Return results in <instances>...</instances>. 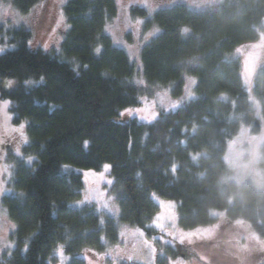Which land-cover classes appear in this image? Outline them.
Listing matches in <instances>:
<instances>
[{
    "label": "trees",
    "instance_id": "obj_1",
    "mask_svg": "<svg viewBox=\"0 0 264 264\" xmlns=\"http://www.w3.org/2000/svg\"><path fill=\"white\" fill-rule=\"evenodd\" d=\"M3 1L22 13L40 2ZM131 11L145 28L159 31L139 55L142 87L129 56L105 33L117 14L114 0L67 1V29L53 51H29L31 33L12 31L15 48L0 55V78L18 85L2 97L10 102L13 122L25 123L27 144L0 199L15 225L14 247L0 264H50L58 246L66 264H85L84 250L104 252L117 242L121 227L155 235L152 194L175 202L184 230L213 224L211 212L218 211L264 239V189L223 184L230 172L228 143L242 126L253 136L264 126V66L252 90L258 114L235 55L263 31L264 0H220L203 11L179 5L150 18L143 9ZM189 78L195 81L194 98L177 110L149 124L113 120L155 89L182 97ZM29 79L34 83L26 84ZM104 165H110L117 218L103 219L94 206L76 205L84 185L74 169L99 171ZM260 169L264 173V147ZM165 250L156 264H168V254L175 257L170 247Z\"/></svg>",
    "mask_w": 264,
    "mask_h": 264
},
{
    "label": "rangeland",
    "instance_id": "obj_2",
    "mask_svg": "<svg viewBox=\"0 0 264 264\" xmlns=\"http://www.w3.org/2000/svg\"><path fill=\"white\" fill-rule=\"evenodd\" d=\"M67 1L69 0H40L29 12L22 13L16 11L9 3L0 0V37L4 40L0 43V48L4 49L0 55L15 48L14 43L11 42L12 31L21 28L31 33V39L27 43L29 51L56 50L67 29L63 15V7ZM114 1L117 5V14L105 27V33L110 36L115 47L124 50L129 56L137 71L135 81L142 87L144 83L139 55L143 46L157 36L159 31L155 27L145 28V20L134 15L131 10L143 9L150 18L157 11L179 5L190 10L203 11L219 3L220 0ZM138 20L139 24H137ZM262 26L264 27V21ZM258 34V40L242 44L236 49L235 55L241 62L242 84L259 114V107L253 98L252 90L257 74L264 66V28ZM9 80L13 81L11 85L8 84ZM194 82L191 78L186 80L184 93L180 98L173 97L169 91L155 89L150 97L141 98L139 106L126 109L133 110V114L129 115L124 110L121 112L124 115L120 113L113 120L124 124L135 118L140 123H152L160 113L173 112L183 103L193 99ZM17 85L18 81L15 79L0 78V105L4 101H9L3 98L2 94L13 91ZM136 109L142 111L135 113ZM21 125H24L23 129H20ZM25 144H27L25 123H14L9 107L0 110V199L8 192V183L16 163L22 158V147ZM263 147L264 126L257 136L251 135L249 130L242 126L238 135L228 143L224 159L230 172L223 180V184L226 186L228 183L249 184L257 191L263 190L264 173L260 169ZM5 165H8L7 172L4 171ZM104 166L99 171L74 169L81 175L84 185L82 199L76 205L94 206L103 219L117 218L119 212L110 194L113 180L109 176L110 169L105 172ZM151 199L158 207L157 214L150 224L157 232L155 235L148 236L143 230L121 227L117 242L106 246L104 252L84 250L82 257L85 264H156L158 256L166 254V247L175 251L174 258H169L168 254V264H261L264 261V239L259 237L249 224L241 220H230L225 212L212 211L211 216L215 219L213 224L184 230L179 225L174 201L159 198L155 194L151 195ZM154 222L162 227L154 226ZM13 225L0 206V260L5 258L14 247L11 241V235L15 230ZM140 233L143 235L141 236ZM144 241L152 245L155 249L154 254ZM60 248L61 246H58L55 250L56 261L50 264H61V258L57 255V250ZM130 255L133 257L131 260L128 259ZM63 256H65L64 252ZM66 262L67 259L63 264Z\"/></svg>",
    "mask_w": 264,
    "mask_h": 264
},
{
    "label": "snow or ice",
    "instance_id": "obj_3",
    "mask_svg": "<svg viewBox=\"0 0 264 264\" xmlns=\"http://www.w3.org/2000/svg\"><path fill=\"white\" fill-rule=\"evenodd\" d=\"M139 23H140V21L138 20V21H137V24H139ZM3 51H4V49H3V48H0V53H2ZM96 52L99 53V52H100V49L97 48V49H96ZM12 83H13V81H11V80L8 81V84H9V85H11ZM141 83H142V81H141ZM27 84H28V85H31L32 82H31V81H28ZM8 107H9V101H4L3 104L0 105V110H6ZM126 111L128 112L129 115L133 114V110H126ZM134 111H135V113H139V112H141L142 110H141V109H136V110H134ZM121 115H124V113H121ZM23 127H24V125H21V126H20V129H23ZM18 131H19V130H18ZM25 142H26V138H25ZM84 146H85V147L87 146V141L84 142ZM17 155H19V149H17ZM32 159H33L32 157H29V158H28V162L31 163ZM109 169H110V165H105V166H104V170H105V172H107ZM7 170H8V165H5V167H4V171L7 172ZM94 174H95V173H94ZM101 175H103V174H101ZM108 183H111V181H108ZM154 226L162 227V225L155 224V222H154ZM13 227H15V226L13 225ZM122 235H123V233H122ZM140 235L142 236L143 234L140 233ZM181 242H182V241H181ZM144 244H145L147 247H149V248L152 249L153 254L155 253V249L152 247V245H151L148 241H144ZM26 250H27V249H25V251H26ZM117 251H119V250H117ZM57 255L60 256V258H61V264H63V261H64L65 259H67V257L63 256L62 246H61L60 249L57 250ZM128 259L131 260V259H133V257L130 255V256L128 257Z\"/></svg>",
    "mask_w": 264,
    "mask_h": 264
},
{
    "label": "clouds",
    "instance_id": "obj_4",
    "mask_svg": "<svg viewBox=\"0 0 264 264\" xmlns=\"http://www.w3.org/2000/svg\"><path fill=\"white\" fill-rule=\"evenodd\" d=\"M185 31H187V29H185ZM28 81H31L32 84L34 83L31 79H29ZM28 81H26L25 83L27 84ZM42 81H43V77H41V82H42ZM87 146H88V142H87ZM87 146H86L85 148H87Z\"/></svg>",
    "mask_w": 264,
    "mask_h": 264
}]
</instances>
